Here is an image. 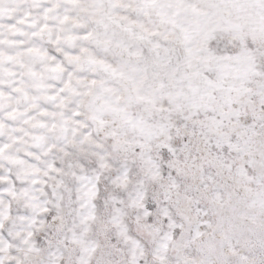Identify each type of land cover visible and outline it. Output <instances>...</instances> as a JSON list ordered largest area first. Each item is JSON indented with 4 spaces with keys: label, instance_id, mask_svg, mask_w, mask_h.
Returning a JSON list of instances; mask_svg holds the SVG:
<instances>
[{
    "label": "snow or ice",
    "instance_id": "obj_1",
    "mask_svg": "<svg viewBox=\"0 0 264 264\" xmlns=\"http://www.w3.org/2000/svg\"><path fill=\"white\" fill-rule=\"evenodd\" d=\"M0 264H264V0H0Z\"/></svg>",
    "mask_w": 264,
    "mask_h": 264
},
{
    "label": "rangeland",
    "instance_id": "obj_2",
    "mask_svg": "<svg viewBox=\"0 0 264 264\" xmlns=\"http://www.w3.org/2000/svg\"><path fill=\"white\" fill-rule=\"evenodd\" d=\"M16 13H7L6 15H15ZM230 13L229 12H225L224 13V15L225 16H228ZM7 23L8 24H11V23H13V21L12 20H8L7 21ZM12 31H15V29H12ZM20 38H22V37H17V39H20ZM225 44H228V40L225 38V39H222L221 41H220V46L221 47H223ZM55 54V53H54ZM6 91H7V89H5ZM28 147V145H23L22 146V151H21V155H23V148H27ZM31 151L32 152H38L39 150L37 149V148H31ZM37 161H35V160H33V163L35 164Z\"/></svg>",
    "mask_w": 264,
    "mask_h": 264
}]
</instances>
